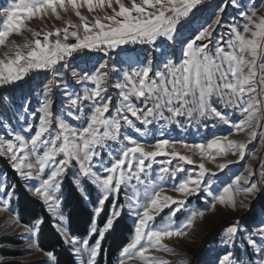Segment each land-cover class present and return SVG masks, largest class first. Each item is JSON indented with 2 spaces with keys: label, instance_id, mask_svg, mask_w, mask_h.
<instances>
[{
  "label": "snow or ice",
  "instance_id": "snow-or-ice-1",
  "mask_svg": "<svg viewBox=\"0 0 264 264\" xmlns=\"http://www.w3.org/2000/svg\"><path fill=\"white\" fill-rule=\"evenodd\" d=\"M204 3L205 0H11L0 10V48L6 49L0 53V87L15 84L31 72L52 74V79L43 85L35 112L29 113L30 102L24 104L28 119L24 116L20 119L24 120L23 133L27 135L13 131L9 133L10 139L0 137V158L7 159L21 179L35 181L26 185L28 191L42 201L63 243L80 258V264H97L102 241L115 230L126 210L135 217L133 233L120 250L117 264H129L132 260L139 264H169L150 253L176 254L163 241L187 235L195 220L205 215L201 210L190 211L176 224L173 218L185 207L187 197L205 193L212 197L211 210H215L217 203L236 210L237 196L244 197L239 207L247 208L245 201L264 190V165L260 179L253 180L256 173L251 164L244 169L247 175L237 174L217 192L212 190L213 178H218V172L230 164L244 160L247 143L257 137L258 128L264 127L261 125L264 120V16H257L254 9L240 11L244 20L242 27L225 25L229 29L227 33L214 35L226 7L220 6L214 19L183 38L184 25ZM231 4L241 8L238 0H231ZM68 6L79 23L61 17L60 12L67 13ZM85 7L93 14L91 22L80 11ZM49 13L65 26L41 31L26 26L25 21L43 19ZM23 31L32 39L25 37L23 44L10 40L12 35H22ZM161 38L162 43L181 46L179 61L167 58L161 68L154 70L152 59L146 57L138 67L122 70V80L113 85L119 90L115 103L111 96L105 95L109 77L107 59L91 72L73 69L71 75L82 89L71 92L64 86L63 109L79 126H73L64 115L53 111V89L60 86L56 78L62 75L60 68L67 65L73 54L87 50L108 56L124 45L157 46ZM216 103L234 110L239 119L231 120ZM179 117L197 124L214 119L229 125L236 133H245L248 139L215 136L194 144L147 139L152 134L149 126L159 121L180 125ZM32 119H37L38 124L31 123ZM124 128L145 139L134 138L122 131ZM177 143L186 150L185 154L177 150ZM105 152L107 162L103 159ZM229 155L238 159L227 160ZM161 156L170 159L163 161L155 180L175 181L172 190L183 199L167 196L161 199L165 189L152 179L150 171L153 162ZM196 156L200 158L199 170L193 173L183 165L196 164ZM217 157L224 162L217 163ZM252 158H256L255 153ZM172 160L178 161L174 167H170ZM206 162L214 168L206 167ZM69 172L84 199L89 198L88 185L98 190L92 221L84 237L71 234L63 210L62 186ZM179 173L185 175L177 179ZM14 190L15 185H8L6 175L0 176V193L4 195L0 207L10 202ZM122 190L125 201L119 203ZM106 202L110 208L106 209ZM164 208L171 210L157 224L155 218ZM105 212L103 223H98ZM43 223V218H38L27 231L36 236ZM223 243L229 249L239 247L242 258L228 250L218 257V264H264V220L253 230H242L239 222L234 223L225 230ZM45 255L56 264L53 252Z\"/></svg>",
  "mask_w": 264,
  "mask_h": 264
},
{
  "label": "rangeland",
  "instance_id": "rangeland-1",
  "mask_svg": "<svg viewBox=\"0 0 264 264\" xmlns=\"http://www.w3.org/2000/svg\"><path fill=\"white\" fill-rule=\"evenodd\" d=\"M1 1L0 10L7 7L11 3V0ZM125 2H127V0H125ZM238 2L240 3L241 8L234 7L231 4V0H205L204 4L198 6L199 10H194L195 15L191 17L190 22L184 25V28L182 29L183 38H188L201 25L214 19L217 9L220 6L226 5L224 13L220 14L221 25L217 27L214 35H218L221 32L227 33L229 29L225 27V25L237 24L242 27L244 20L243 17L239 15L240 11L251 12V10L254 9L257 16H264V0H238ZM80 11L84 15L88 16L89 22H91L93 14L88 13L86 7L81 8ZM97 12H99V10H97ZM99 14L102 15V13ZM60 15L65 21L70 19L74 23H79L78 17H76L70 6H68L67 13L61 11ZM25 24L28 28L35 31H41L45 28L52 29L53 26L60 28L65 26L60 20H57L50 13L45 15L43 19L33 18L30 21H25ZM25 37L29 40L32 39L27 31H23L22 35H12L10 40H14L18 44H23ZM161 41L162 38L157 41V46L139 44L124 45L117 48L115 51L109 52L108 56H104L101 52H88L87 50L73 54V57L69 58L67 65L60 68L62 75L56 78L60 86L53 89V111L64 115V118L68 120L70 124L78 127L79 122L72 120L71 117L67 116L63 109V101L66 99L64 86H67L68 91L71 92H80L82 89V85L77 83L75 78L72 77V70L75 69L81 73L83 71L91 72L96 66H98L99 62L107 59L109 61V69H106V71H109V77L107 81L108 91L105 95L111 96L113 102L115 103L118 99L119 90L114 88L113 85L122 80V70H128L131 67H138L144 63L146 57H150L152 59L154 70L156 68H161L167 58H171L175 61L180 60L181 46L179 44L172 45L171 42L167 41L162 43ZM165 45L167 46L166 51H162V49L165 48ZM4 51H6L5 48H0V53H3ZM57 67L60 66L58 65ZM113 68L115 70H111ZM49 79H52L51 72H31L23 80L18 81L15 84L0 87V137L10 139V132L15 131L23 133L25 123L24 120L20 119V117L24 116L25 119H28V113H25L23 110L24 104L26 101L30 102L28 104V111L29 113L35 112L36 108L39 106V94L44 83H46ZM87 86L92 87L91 84H88ZM85 103L87 104L88 102ZM215 106L220 111L227 112L231 120L236 121L239 119V114L234 110L224 108L220 103H216ZM38 115L39 113H37V116ZM130 118L134 120V117ZM178 119L181 122L180 125L159 121L158 124L149 126L152 130V134L149 135L147 139L152 142L168 139L174 142L183 141L188 144L204 143L215 136H229L230 139L241 141H247L248 139L245 133H236L229 125L219 123L214 119L203 120L200 124L195 122L189 123L185 117H179ZM30 122L38 124L37 119H32ZM161 125H163V127H161ZM261 125H264V120H261ZM122 131H127L129 135L138 140L143 141L145 139V137H142L130 129L124 128ZM257 133V137L251 140L250 143H247L245 159L239 160L237 163L230 164L223 172H218V178H213V192H217L225 183L234 178L235 175H247V173L244 172V169L248 167L249 164L252 165L253 170L256 173L252 179H260L261 166L264 165V127L258 128ZM23 134L27 135V133ZM176 148L182 154H185L186 150L179 143H177ZM167 151L170 152L171 149H167ZM253 153H255V159L252 158ZM186 154L191 155L190 152ZM103 159L105 162L108 161V154L106 152L103 153ZM167 159H170V157L161 156L156 158V161L153 162L152 169L150 170L152 179L155 180L156 176L159 174V169L162 167L163 161ZM226 159L235 161L238 158L229 155ZM195 160L196 164L183 165L185 169L193 173L198 171L199 169L197 165L200 163L199 156H196ZM216 162L222 163L224 160L217 157ZM177 163V160H172V165L170 167H174ZM206 167L214 168V165L210 162H206ZM4 175L6 174L0 169V176ZM184 175L185 173H179L177 179L183 177ZM67 177L72 180L71 172H69ZM23 181L26 185L35 183V181ZM155 182L157 184H162L165 189L160 194L161 199L165 196L176 199L184 198L172 190L173 187L176 186L175 181L165 178L164 181L155 180ZM7 183L9 186L13 185L8 177ZM8 190L11 191V187H9ZM87 192L89 194V198L84 200L93 210L98 197V190L95 186L88 185ZM29 193L31 194L30 191ZM31 196L33 195L31 194ZM33 197L36 198L35 196ZM263 197L264 190L258 192L255 197L245 201L249 207L240 208L239 203L244 199V197L237 196L236 210L217 203L214 211L210 209L212 197L207 196L205 193H201L199 196L187 197L185 207L177 213L176 217L173 218L175 223L179 224L182 222L189 215V212L194 210L204 211V217L202 219L198 217L192 227L188 229L187 235L182 238L174 237L163 241V243L172 249V251L176 254H167L155 251L150 254L161 257L162 259L168 261L169 264H180L181 261H187V264H218V257L228 250H232L234 253L236 252V257H241L237 250L240 249L239 247L229 249V247L223 243L225 230L236 222H239L242 230H253L262 220H264ZM3 199V193H0V205L3 204ZM15 201L16 195L11 198L10 202L6 206L0 207V241L3 239L5 241H9L0 242V250L2 249L13 252L17 256H3V254L0 253V264H11L14 262L24 264H52V262L49 261L48 257L45 255V252L41 251L37 247L38 245L36 242L38 241L39 232L36 236H32L27 231V229L32 227L34 224L26 225L21 223L20 213ZM124 201L125 194L122 190L118 202L124 203ZM259 202L260 204H258ZM173 207L175 206L173 205ZM170 210V208H164L163 211L156 216L155 222L157 224L161 223L163 219L167 218V214ZM125 214H127V210ZM129 216L133 220L135 219L133 215ZM214 236L215 241H212L209 244L207 240L210 238L212 239ZM91 242L92 241H90V243ZM251 255L252 254L249 249L248 257L250 258ZM84 259H86V257ZM77 261L80 264V258L77 257ZM129 264H139V262L132 260L129 261Z\"/></svg>",
  "mask_w": 264,
  "mask_h": 264
},
{
  "label": "trees",
  "instance_id": "trees-1",
  "mask_svg": "<svg viewBox=\"0 0 264 264\" xmlns=\"http://www.w3.org/2000/svg\"><path fill=\"white\" fill-rule=\"evenodd\" d=\"M0 169L11 180L13 185H15V202L18 206L21 223L33 225L38 218H43L44 220L39 231L37 241L38 248L43 252H53L56 256V264H79L76 255L63 243V239L56 231L54 221L47 213L43 203L31 196L26 188V183L14 172L9 161L5 158H0ZM63 192V209L68 217L67 227L72 235L84 237L88 234V229L93 217V210L86 204L84 198L77 191L69 177L65 179ZM258 204H260V202ZM107 208H110V205L106 203V209ZM106 214V212L102 213L98 223H103V218ZM133 221L134 220L129 215L124 214L115 227V230L106 234L102 243V251L97 259V264H117L120 250L127 244L133 233ZM4 241L3 239L0 242ZM207 241L209 244L215 241V236ZM0 253H2L3 256H17L13 252L2 249ZM11 264L24 263L14 262Z\"/></svg>",
  "mask_w": 264,
  "mask_h": 264
},
{
  "label": "crops",
  "instance_id": "crops-1",
  "mask_svg": "<svg viewBox=\"0 0 264 264\" xmlns=\"http://www.w3.org/2000/svg\"><path fill=\"white\" fill-rule=\"evenodd\" d=\"M0 2H2V1L0 0ZM36 243H37V242H36ZM37 247H38V246H37ZM237 250H238V252L240 253V256H241V257H237V258H242V254H241V252H240V249H237ZM239 253H238V254H239ZM235 254H236V252H235ZM118 258H119V257H118Z\"/></svg>",
  "mask_w": 264,
  "mask_h": 264
}]
</instances>
